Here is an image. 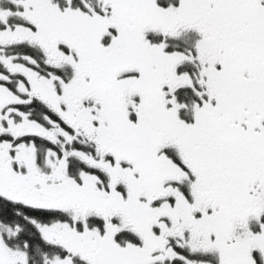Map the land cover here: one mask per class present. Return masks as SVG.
<instances>
[{
	"label": "snow or ice",
	"instance_id": "obj_1",
	"mask_svg": "<svg viewBox=\"0 0 264 264\" xmlns=\"http://www.w3.org/2000/svg\"><path fill=\"white\" fill-rule=\"evenodd\" d=\"M0 264H264V0H0Z\"/></svg>",
	"mask_w": 264,
	"mask_h": 264
}]
</instances>
